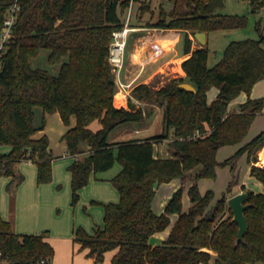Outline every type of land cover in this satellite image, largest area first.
Wrapping results in <instances>:
<instances>
[{
	"label": "trees",
	"instance_id": "trees-1",
	"mask_svg": "<svg viewBox=\"0 0 264 264\" xmlns=\"http://www.w3.org/2000/svg\"><path fill=\"white\" fill-rule=\"evenodd\" d=\"M12 0H0V30L6 9ZM131 0H18L20 7L11 36L1 55L0 69V144L11 149L0 156V174L10 175L7 184L14 191L22 179L15 169L20 160L37 166L38 182L51 179L54 157L46 134L33 133L44 128L46 113L57 111L64 124L75 123L61 135L67 151L74 155L68 165L71 172V201L91 174L120 168L109 178L118 191V199L98 202L103 206V224L93 233L75 229L73 242L101 262L105 252L113 251L110 264H264V192L246 189L249 205L244 209L247 228L243 240L235 242L238 224L231 220L227 202L231 185L214 203V192L200 191L198 177H215L217 168L230 159L218 160V148L238 144L246 136L254 117L262 110L264 95L250 97L253 84L264 77V33L256 23L258 36L230 40L222 56L207 64L208 48H191L188 31L240 26L237 14L217 10L224 0H173L166 10L146 25L182 31L184 52L181 66L184 76L172 77L156 88L137 84L132 95L163 106V131L145 137L110 138L122 126L140 121L147 110L141 107H116V84L108 60L112 31L122 27ZM138 1V0H132ZM150 1L142 0L138 9L150 11ZM186 6L181 9L180 4ZM252 9L264 6V0H249ZM42 48L46 59L58 64L55 73L33 67L32 61ZM188 81L195 90L179 85ZM215 86L216 96L208 102L207 91ZM248 97L237 111L228 110L229 102L240 92ZM36 107L41 115L36 119ZM97 120L99 127L91 123ZM196 130L200 134L190 137ZM166 137L171 156L154 154V142ZM264 144V129L239 145L233 158L246 151L250 174L264 185V166L255 164ZM196 170L187 193L191 205L182 210L181 186L175 189L163 210L155 213L152 198L155 185L173 177L183 178ZM227 212V214H224ZM177 214L168 236L152 244L150 236L164 229L169 215ZM45 232L18 233L0 214V258L7 264H50L54 248ZM214 252L215 254H213Z\"/></svg>",
	"mask_w": 264,
	"mask_h": 264
},
{
	"label": "crops",
	"instance_id": "crops-1",
	"mask_svg": "<svg viewBox=\"0 0 264 264\" xmlns=\"http://www.w3.org/2000/svg\"><path fill=\"white\" fill-rule=\"evenodd\" d=\"M139 18H137V22L131 24L134 29L129 31L131 35L127 36L124 63L119 72V80L124 83L131 81V84L128 88H119L116 84L113 103L116 107L123 106L130 108L133 106L134 108L141 107L143 110L146 108L147 114L140 121L118 128L113 132L115 133L113 137H110L113 140L129 137H145L161 133L163 131V106L134 97L132 95V89L140 83H146L158 88L172 77H182L185 75L181 63L188 56V53L183 50L182 31L175 28L146 25L145 22H152L155 19L148 20L145 18L144 20L142 18L143 21L141 17ZM188 34L192 40V49L205 44L207 45L208 32H205L204 44H201L190 31H188ZM210 91L212 89L207 91L208 102L213 98L211 97L209 99ZM217 91L218 89L216 88L212 96ZM261 92L264 94V77L253 84L249 96L252 98L259 97ZM117 97L119 98L116 99ZM247 97L246 92H240L236 107L230 111H237L238 104L245 101ZM74 123L75 117L73 115L70 117V123L66 125L63 123L57 111L46 113L44 128L37 130L32 135L37 138L42 134H46L48 137L49 148L54 155L51 161V180L48 183L38 182L37 166L28 160H20L15 163L16 171L21 173L23 177L14 191H7L5 188L11 176L6 174L5 176H0L1 216L10 221L12 229L15 232H45V239L49 241L53 248L55 247L50 264H94L93 257L86 254L87 249L75 250V247H78L79 244L73 242L72 237L75 229L82 226L76 227L73 225L71 227L69 226V221V224L67 222L56 223L55 220L61 218L62 214H54V208L60 205H64V209H67L68 201L71 199V172L68 170V165L74 159V155L66 149L64 150V147L55 149L56 141L53 138L57 137V140L58 138L60 139L66 129L73 126ZM263 129L264 127L261 130ZM169 139L170 137H166L154 142V154L156 156L166 157L172 155L166 144ZM10 149V145L0 144V156L8 153ZM248 166L249 175L255 179L253 183H258L257 185L259 186L254 187L246 182H240L237 187H231L230 192H227V197L243 190L241 188L242 184H244L246 189L264 192V185L250 174V164ZM195 171L189 170L191 173ZM112 175L98 177L97 175L91 174L88 182L78 189V199L80 196L81 199L89 203L87 208L92 214L89 224H82V228L88 233H93L97 227H101L103 224V206L96 203V201L108 202L118 199V191L109 180ZM56 184H59L61 190L58 191L55 189ZM171 194L169 193L167 198H164L160 202L161 206L159 209H154L152 199L151 205L155 213L162 211V206H165ZM45 202H49V205H45ZM77 203L78 200L72 205L74 210ZM190 205V200L186 204L182 202V210H187ZM172 215H169L170 222L164 229L156 231L150 236V242L152 244H159L168 236L170 228L177 218L176 213H174V216ZM47 231L51 233L49 234ZM112 253L113 251L109 252L106 264L110 263ZM212 253L215 254L214 252ZM208 264H212V260Z\"/></svg>",
	"mask_w": 264,
	"mask_h": 264
},
{
	"label": "rangeland",
	"instance_id": "rangeland-1",
	"mask_svg": "<svg viewBox=\"0 0 264 264\" xmlns=\"http://www.w3.org/2000/svg\"><path fill=\"white\" fill-rule=\"evenodd\" d=\"M142 0L134 1L132 3L131 7V12H130V24L137 22V18L141 17L150 20H154L158 17L159 15V10L160 8H164L166 10H169L171 5L173 4V0H151L150 1V11L143 12L141 13L140 10L138 9L139 4ZM181 9H185L186 6H184L183 3L180 4ZM218 12L221 13H227V14H237L243 17L244 22L237 27H230V28H222V29H216V30H210L208 31V42H207V48H208V56H207V64L210 66L214 64L217 60H219L222 56L223 49L225 48L226 44L230 40H235V39H242L246 37H257L258 33L256 30V23H260L262 32L264 33V6H261L256 9H252L249 0H224L223 1V6L217 10ZM127 12V11H126ZM140 19V18H139ZM143 20V21H144ZM128 35L130 36L131 33L129 32ZM48 50L46 48H42L40 50V53L37 57H35L32 61V66L33 67H43L49 69L51 72L55 73L58 69V64H50L48 63L46 56H47ZM210 89L212 91L209 92V99L211 97H215L217 93L213 95V91L216 90L215 86H212ZM264 95L263 92H261L260 96ZM212 98V99H213ZM238 95L235 96L228 104V110H233L236 105H237V99ZM210 99V101L212 100ZM209 101V102H210ZM36 119H38L41 115V109L39 107H36ZM99 122L97 120L93 121L91 123V127L93 129H96L99 127ZM264 127V105L262 107V110L260 113H258L246 134L244 139L238 143V144H225L221 145L218 148L217 151V159L222 161L226 158H229L230 161L225 164L221 165L217 168L216 175L215 177H198L197 179V184L199 189L204 192L207 189H212L214 192V196L212 201H216L221 195L227 191V187L230 184L231 187H237L240 182H246L250 186H259L257 185L258 183H253V180H255L252 176L249 175V163H248V158H247V152L244 151L240 153L239 155L235 156L234 158L232 157L234 154L235 149L243 144L245 141L250 139L253 135L261 131V129ZM113 134L111 133L110 137H113ZM57 137L53 138L55 139V149L60 147L63 148L64 150L66 149L65 143ZM167 144V143H166ZM67 150V149H66ZM170 152V150H169ZM171 153V152H170ZM264 157V145H262L258 152H257V159L259 156ZM259 160V159H258ZM263 161L259 160L258 164H262ZM257 164V165H258ZM120 168V164L118 162H115L114 165L105 171H100L97 172L96 175L98 177H108L111 174H114L118 169ZM0 176H5V174H0ZM51 180V179H50ZM49 180V181H50ZM194 180V175L191 172H186L185 176L183 178L176 176L170 179L169 181L166 182H159L156 183V190L153 196V206L154 209H159L161 206L162 200L164 198H167V195L172 193L175 189L181 186L182 192H181V200L184 204L189 202V197H188V187L189 184L192 183ZM49 181L41 182V183H48ZM112 184V183H111ZM6 190L8 191L7 185L5 186ZM56 190H61L59 187V184H56L55 186ZM228 194V193H227ZM78 203L74 208L72 205L71 199L68 201L67 209H64V205H60L58 207L54 208V214L57 215L59 213L62 214L61 218L55 220L56 223H64L68 221L70 222L69 226L75 225L77 226H82V224H89L91 221V213L88 210L89 203L81 199L79 196ZM45 205H49V202H45ZM164 208V205L162 206V210ZM76 211V212H75ZM224 214H227L225 212ZM172 215V214H171ZM174 216V213L173 215ZM172 218V217H171ZM91 229V228H90ZM48 232V231H47ZM49 234L51 233L50 231L48 232ZM55 248V247H54ZM80 250V247H75V250ZM60 251V250H59ZM111 250L107 251L105 253L104 258L102 259L101 262H98L97 264H106L107 262V256L109 255V252ZM110 264V263H108Z\"/></svg>",
	"mask_w": 264,
	"mask_h": 264
},
{
	"label": "built area",
	"instance_id": "built-area-1",
	"mask_svg": "<svg viewBox=\"0 0 264 264\" xmlns=\"http://www.w3.org/2000/svg\"><path fill=\"white\" fill-rule=\"evenodd\" d=\"M133 1H130V4L127 8L126 16L123 21L122 27L115 29L112 31V39L110 41L108 60L111 65V70L114 76L115 84L119 88H128L131 84L130 82H121L119 80V72L124 63V52L127 43V36L129 31L134 29L130 24V12ZM20 4L18 0H12L6 9L5 16L3 18L2 27L0 30V69H1V55L3 53L4 46L8 39L11 36L12 26L15 22ZM200 134L198 130H196L190 137H196ZM264 145V144H263ZM261 160V154L258 158ZM256 159L255 164L257 165L259 160ZM26 160L30 161L28 157ZM31 162V161H30ZM258 166H264V163L258 164ZM41 264H48L46 259L40 260ZM0 264H7L3 259L0 258Z\"/></svg>",
	"mask_w": 264,
	"mask_h": 264
},
{
	"label": "water",
	"instance_id": "water-1",
	"mask_svg": "<svg viewBox=\"0 0 264 264\" xmlns=\"http://www.w3.org/2000/svg\"><path fill=\"white\" fill-rule=\"evenodd\" d=\"M193 36L201 43H205V32L195 31ZM180 86L188 89L195 90V87L188 81H183L179 83ZM247 196L246 190L238 191L227 198V202L232 211L231 220L237 222L238 229L236 233L235 242L243 240V234L247 228V220L244 215V209L249 205V203L244 202Z\"/></svg>",
	"mask_w": 264,
	"mask_h": 264
},
{
	"label": "bare ground",
	"instance_id": "bare-ground-1",
	"mask_svg": "<svg viewBox=\"0 0 264 264\" xmlns=\"http://www.w3.org/2000/svg\"><path fill=\"white\" fill-rule=\"evenodd\" d=\"M119 97H117L116 99H118ZM261 160L263 161V163H264V157L263 156H261Z\"/></svg>",
	"mask_w": 264,
	"mask_h": 264
}]
</instances>
